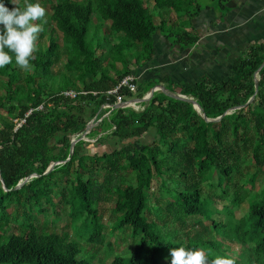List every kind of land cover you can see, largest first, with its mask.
I'll return each mask as SVG.
<instances>
[{"label": "trees", "instance_id": "obj_1", "mask_svg": "<svg viewBox=\"0 0 264 264\" xmlns=\"http://www.w3.org/2000/svg\"><path fill=\"white\" fill-rule=\"evenodd\" d=\"M47 1V23L36 21L43 31L32 70H21L14 60L0 68L3 183L11 190L35 170L66 159L71 136L111 110L87 138L113 149L91 154V143L79 141L71 159L48 175L18 191L5 193L0 187V264H92L95 256L83 257L78 240L37 225L34 212L53 207L55 196L69 209L68 224L78 223L77 238L107 247L109 255L113 247L105 241L98 208L103 201L114 203L111 233L128 230L134 246L110 264H161L170 248L180 246L204 250L209 261L218 255L231 258L213 235L204 239L183 232L186 241L176 238L195 218L211 220L214 233L248 248L246 264H264V67L253 103L217 123L205 122L191 104L164 94L141 104L139 112L113 109L116 95L107 94L133 75L132 67L152 58L157 31L180 49L190 47L196 38L185 31V17L198 15L203 2L223 13L231 0H153L152 10L173 12L180 20L177 27L168 26L162 16L156 22L150 0ZM0 3L9 9L25 6V0ZM63 48L66 76L53 72ZM263 60L264 42L251 44L233 61L232 77L219 82L204 77L174 92L196 99L207 118L219 117L251 98L254 71ZM134 82L135 94L119 90L124 101L141 98L157 85ZM148 133L152 140L143 142ZM216 199L228 203L223 212L215 208ZM251 200V217L237 218L234 211ZM220 212L228 217L224 224L212 219ZM232 259L244 264L242 257Z\"/></svg>", "mask_w": 264, "mask_h": 264}, {"label": "crops", "instance_id": "obj_2", "mask_svg": "<svg viewBox=\"0 0 264 264\" xmlns=\"http://www.w3.org/2000/svg\"><path fill=\"white\" fill-rule=\"evenodd\" d=\"M202 6L195 17H185L188 22L185 31L196 38V43L190 47L180 49L160 31L153 35L152 58L132 67L138 83L157 82V85L171 86L177 92L204 77L215 82L223 81L233 76V61L249 45L264 42V0H231L223 13L214 3L203 2ZM150 7H153V0ZM160 16L168 26L177 27L180 22L169 10L157 12L156 22ZM127 108L137 112L143 109L141 104ZM89 140L87 138L84 142Z\"/></svg>", "mask_w": 264, "mask_h": 264}, {"label": "rangeland", "instance_id": "obj_3", "mask_svg": "<svg viewBox=\"0 0 264 264\" xmlns=\"http://www.w3.org/2000/svg\"><path fill=\"white\" fill-rule=\"evenodd\" d=\"M42 6L45 7L46 13H48V1L42 0L38 1ZM151 5V0L149 2ZM151 11L152 7L150 8ZM156 18H157V11H153ZM92 24L94 27V19L92 20ZM108 26V25H107ZM92 27V29H93ZM112 41H115L114 39ZM59 42L62 44L61 40ZM44 44L47 45V41H43ZM61 58L59 62L54 66L53 72L55 74H60V76H66V70H65V63H66V55L64 54L65 50H61ZM118 66H120L118 64ZM232 77V76H231ZM104 108H107V105L104 106ZM140 109V108H139ZM108 113V112H107ZM105 113V115L107 114ZM152 140V134L148 133L143 136L142 141L143 142H150ZM88 142L91 143V146L89 147V151L91 154H97L101 155L103 152H109L113 148L110 145H101V144H94L95 140H89ZM260 187L259 182L256 183L255 189L258 190ZM153 190L154 194L158 195V189H157V182L153 181ZM254 200H251L248 202V204L242 205L240 208L236 209L234 211V214L237 218H240L242 216H246L247 219H249L251 216L247 215V212L250 208H252ZM53 207H48L47 205H44L43 208L45 212L43 214H39L34 212L36 217L37 225L45 230V232H56V233H66L69 235L70 239L78 240L79 245L82 249V256L93 255L95 257L91 258L92 264H110L113 257L115 255H121L126 256L130 253L132 246H134L133 241H131L129 231L125 230H119V232H112L113 224H114V216H113V208L114 203L113 202H105L103 201L101 205L98 208V211L101 215L102 223L104 224V235H105V241L107 242V245H110L113 247V252L111 255H109L107 247L98 246L96 244H91L85 240V238H77L79 235L78 229V223H72L71 226L68 224V221L70 219L69 217V209L65 206L63 201H61L60 197H53ZM228 205L225 201H220L219 199H216L215 208L218 211L223 212L222 207ZM52 208V209H51ZM217 213L212 216V219L218 222L219 224H224L226 220H228L227 215L224 213ZM54 213V214H53ZM162 219H167L166 216L163 214L161 216ZM189 227L186 228L184 231H180V233L177 235L176 238L181 239L183 241H186V237L183 232H197L200 234L204 239H210L212 235L216 240H220L222 242L221 247L222 249H225L226 252H228V255L231 256V258H239L242 257L244 264H246L247 256L249 253L248 248L241 247V245L232 238L228 236H219L214 233L211 229V220L203 219V218H195L190 221ZM81 232V231H80ZM214 233V234H213ZM222 255H224L222 253ZM219 256V255H218ZM161 264H171V256L168 252H166L163 255V259L161 260Z\"/></svg>", "mask_w": 264, "mask_h": 264}, {"label": "clouds", "instance_id": "obj_4", "mask_svg": "<svg viewBox=\"0 0 264 264\" xmlns=\"http://www.w3.org/2000/svg\"><path fill=\"white\" fill-rule=\"evenodd\" d=\"M46 9L38 0L35 3L25 0V6L12 9L0 3V68L15 61L23 71H31L38 52L37 40L47 23ZM171 264H235V260L216 256L209 261L202 249H187L183 246L170 248Z\"/></svg>", "mask_w": 264, "mask_h": 264}, {"label": "water", "instance_id": "obj_5", "mask_svg": "<svg viewBox=\"0 0 264 264\" xmlns=\"http://www.w3.org/2000/svg\"><path fill=\"white\" fill-rule=\"evenodd\" d=\"M264 67V60L263 62L260 64V66L258 68H256V70L254 71V94L251 96V98L243 105H236V106H232L229 109H227L221 116L216 117V118H207L203 109V106L200 105V103L194 99L193 97H189V96H184L181 94H177L174 92L173 88H171V86H166L165 84H158L156 86H154L153 88H151L143 97L141 98H131L126 100L124 103H120V104H115L113 106V109H121V108H127L131 105H136V104H146L149 103L150 101L154 100L156 97H158L161 94L166 95L167 97L176 100V101H181V102H186L189 103L193 106L194 110L201 116V118L207 122V123H217L220 122L225 116L231 114L233 111L235 110H239L241 108H245L247 105L252 104L253 101L255 100V96L258 92V88H259V80H260V71L261 69ZM168 90V91H167ZM150 95V96H149ZM196 105H199L198 107ZM109 113H107L106 115H104L102 118H100L99 120H96V116L94 118H92L87 125L75 132L71 138H70V147H69V153H68V157L66 159H60L58 161L52 162L50 163L47 168L42 171V170H35L34 172H32L28 177L24 178L23 180L19 181L18 184L11 190L6 189L4 183H3V174L0 171V187L1 189L7 193L9 191H18L22 188L23 185H25L26 183L30 182L33 179L39 178L43 175H48L49 173H51L52 171H54L59 165H63L66 162H68L72 155H73V151H74V147L75 145L79 142V141H87L86 136L90 133V131L96 127L104 118L108 117Z\"/></svg>", "mask_w": 264, "mask_h": 264}, {"label": "built area", "instance_id": "obj_6", "mask_svg": "<svg viewBox=\"0 0 264 264\" xmlns=\"http://www.w3.org/2000/svg\"><path fill=\"white\" fill-rule=\"evenodd\" d=\"M135 77L134 75H127L124 78H122V80L120 81V83L118 84V86H116L113 90L108 91L107 94L108 95H116V103L115 104H120V103H124L125 101L122 99L121 96L118 95L119 90H121L122 88L127 89L129 92L135 94L136 92V85H135ZM66 96H71L74 97V94L72 92H65ZM111 107L110 105H107V108ZM24 121H21V123H23ZM20 124H18V126H20Z\"/></svg>", "mask_w": 264, "mask_h": 264}, {"label": "bare ground", "instance_id": "obj_7", "mask_svg": "<svg viewBox=\"0 0 264 264\" xmlns=\"http://www.w3.org/2000/svg\"><path fill=\"white\" fill-rule=\"evenodd\" d=\"M168 91V90H167ZM150 96V95H149ZM198 107V105H196Z\"/></svg>", "mask_w": 264, "mask_h": 264}]
</instances>
